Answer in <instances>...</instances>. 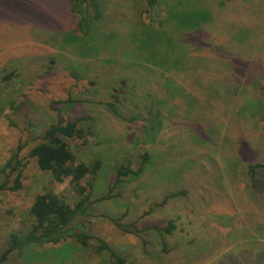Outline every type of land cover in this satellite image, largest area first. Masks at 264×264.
Wrapping results in <instances>:
<instances>
[{"label": "rangeland", "instance_id": "1", "mask_svg": "<svg viewBox=\"0 0 264 264\" xmlns=\"http://www.w3.org/2000/svg\"><path fill=\"white\" fill-rule=\"evenodd\" d=\"M154 1L97 0L78 28L70 0H0V169L22 147V187L0 191V259L37 195L79 197L30 157L51 125L80 120L77 164L101 161L69 227L88 246L70 236L0 264H117L102 242L126 264H264V169L249 174L264 163V0ZM122 165L143 171L116 184ZM238 232L249 242L222 257Z\"/></svg>", "mask_w": 264, "mask_h": 264}, {"label": "trees", "instance_id": "2", "mask_svg": "<svg viewBox=\"0 0 264 264\" xmlns=\"http://www.w3.org/2000/svg\"><path fill=\"white\" fill-rule=\"evenodd\" d=\"M150 1L153 4L155 3L154 0ZM70 2L72 4V12L78 16L82 15L79 17L77 27L81 28L83 24L90 26V23L94 19L90 11L96 9L97 0H70ZM84 13H86L85 16ZM79 122L80 120L69 121L67 123L59 122L51 125L45 132L43 142L34 147L30 153V157L36 159L39 169L49 174L54 182L62 184L67 179H70L72 189L79 196L78 199L74 201V204H70L53 191L37 195L28 211V216L32 220L31 229L27 232H16L10 235L7 249L2 255L0 263L5 261L7 256L14 251L22 252L29 246L38 243L57 244L70 236L78 239L84 247L88 246L89 235L84 231L79 233L73 232L69 227L80 215L86 214L89 206V197L83 196L92 193L93 182L97 179L101 169V161H95L91 165H87L86 163L77 164L75 154L69 146V140L75 138L82 139L89 133L79 126ZM21 149L22 147H18L5 167L0 169V174L6 172L7 169H11L12 172H18L14 185L8 186L9 181H5L0 184V191L10 190L15 192L21 189L22 169L19 168L20 161H18ZM143 159L147 164L150 156L145 154ZM14 161L16 164L13 163ZM257 169H264V163L255 164L250 167L249 174L252 179L255 178ZM142 171L143 167L134 172L129 167L122 165L117 171L116 184L121 181L123 176L131 174L136 176ZM85 180H87V183L83 186ZM182 195H186L185 191L171 193L163 202H167L168 198ZM169 223V226L163 230V233L171 234L176 229L173 221ZM153 229L160 233L158 227L155 226ZM103 250H107L117 264L127 263L124 258L117 256L105 242L101 244V251Z\"/></svg>", "mask_w": 264, "mask_h": 264}, {"label": "crops", "instance_id": "3", "mask_svg": "<svg viewBox=\"0 0 264 264\" xmlns=\"http://www.w3.org/2000/svg\"><path fill=\"white\" fill-rule=\"evenodd\" d=\"M246 225H244V221L241 223L240 227H244ZM255 233V232H254ZM250 240V239H249ZM249 240L246 238V239H240L239 238V232L236 236V240L233 242V244L231 245H224L226 250H225V253L222 255V257H226L227 256V253L231 250V248L234 246V247H238L239 244H243V243H247L246 241L249 242ZM247 260L249 261V257H247Z\"/></svg>", "mask_w": 264, "mask_h": 264}]
</instances>
